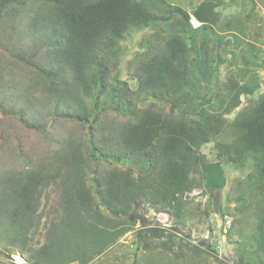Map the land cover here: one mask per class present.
<instances>
[{
	"label": "trees",
	"instance_id": "16d2710c",
	"mask_svg": "<svg viewBox=\"0 0 264 264\" xmlns=\"http://www.w3.org/2000/svg\"><path fill=\"white\" fill-rule=\"evenodd\" d=\"M214 1L187 12L165 0H0V126L8 132L0 257L87 264L134 228L133 205L145 201L179 219L184 194L197 187L221 212L227 166L245 174L242 205L250 201L257 214L249 237L254 250L240 251L237 264H264V93L236 111L240 96L259 87L246 66L228 79L225 96L211 92L223 61L214 40L229 46L235 32L233 44H242L240 29L222 20ZM146 29L154 32L127 62L124 80L121 43ZM245 53L255 56L252 48ZM159 103H172L170 111ZM15 127L39 136L43 151L29 152L22 136L11 139ZM208 143L213 160L201 154ZM54 187L57 213L42 224L40 209ZM143 230L135 233L143 264H192L208 256L196 246L184 252L183 239L174 250L175 234L155 243L161 229ZM152 251L173 258L159 263Z\"/></svg>",
	"mask_w": 264,
	"mask_h": 264
},
{
	"label": "rangeland",
	"instance_id": "374dc122",
	"mask_svg": "<svg viewBox=\"0 0 264 264\" xmlns=\"http://www.w3.org/2000/svg\"><path fill=\"white\" fill-rule=\"evenodd\" d=\"M165 1L190 12L205 0ZM214 3L221 4L220 15L222 20L232 23L234 24V28L240 29L236 34V38H238L236 41L242 42V44L238 48L233 44L235 32H233L231 37H228L231 40L229 46L223 43L226 39L220 43H218V40H214V45L218 48L216 55H218L219 60L223 61L217 66L215 81L211 79L210 84L205 83L204 86L209 89L211 83L214 81L211 85V92L219 90L225 96L227 94L225 84L228 79L239 74V70L246 66L249 71L253 72L252 75L256 76L259 87L253 94L241 95L239 99L241 100L240 105L236 109V111H240L250 104L257 102L259 96L264 93L262 86V90H260V84L264 85V0H215ZM191 23L193 27L199 25L193 18H191ZM235 23L237 27H235ZM223 24L219 25L220 28L226 29L228 25L226 23ZM152 32L154 31L146 29L142 32L132 33L125 42L121 43V46L126 48L120 62L122 79L126 80L128 78L125 67L127 62L141 49V40L146 39V36ZM160 37L162 36H158L157 38ZM163 40L159 42L163 43ZM248 48H252V51H254V58L245 53V49L247 50ZM229 52L235 53V58H230ZM229 60L232 62V65L227 64ZM129 84L131 87H134L132 83ZM206 96H209V93ZM158 106L166 111H170L172 103L168 105L159 103ZM232 118L233 115H230L226 119L230 121ZM13 131L16 134L11 139H20L22 136L25 144L28 146L29 152L33 153L36 151V153H39L43 151L44 148L40 149L39 147L40 143H42L39 136L32 132L21 130L18 127H15ZM62 131L64 133L67 132L68 128H63ZM7 135L8 132L3 133L0 126V167L7 163V161L3 162L2 159L5 158V155L1 153ZM201 154L208 160H213L215 152L212 143L206 144L201 149ZM14 161L17 163L16 160ZM110 164L114 166L115 163L110 161ZM118 166L124 167L120 163ZM224 172L226 177L225 186L218 198L222 208L221 212L214 206L210 193L199 187L184 194L183 199L185 198L186 204H183L182 218L179 219H173L167 214L157 212L152 205L141 201L133 205L130 211V215L132 214L133 219H135L133 223L134 228L119 236L103 252L93 256L87 264H143L145 253L142 247H139L137 234H135L136 231L143 228L144 230L141 233L145 234L148 232L146 229H161L163 237L159 238L160 240L155 238V243L165 242V238L168 235L175 234L177 237L174 239L175 241L173 240L174 244L171 245L170 243V247L173 246L174 250L177 243L183 239V243L186 245V248L183 249L184 252L188 251L190 245L199 247V249L208 254V256H204L199 260L194 258L195 260L192 261V264H237L240 251L252 252L254 250L249 237L255 228L257 214L255 205L250 201L246 200L248 205H244L245 207L242 205L245 204L241 199L244 195L242 192V181L245 174L241 170H233L227 166H224ZM55 190V187L49 190L50 199L45 200L41 206L40 210L43 214L42 224L44 220L48 222L57 213L55 212ZM43 232L39 234V237H36L40 244L46 239V234ZM149 254L152 255L153 261L159 263L173 258V254L170 252H164L165 257L163 258L158 251H152ZM2 260L6 263L11 261L15 264H25L26 262V259L19 256V254H13L9 259L0 257V261ZM184 263L187 264L186 262ZM71 264L79 263L75 262ZM178 264H181V261H178Z\"/></svg>",
	"mask_w": 264,
	"mask_h": 264
},
{
	"label": "built area",
	"instance_id": "2783aa9c",
	"mask_svg": "<svg viewBox=\"0 0 264 264\" xmlns=\"http://www.w3.org/2000/svg\"><path fill=\"white\" fill-rule=\"evenodd\" d=\"M261 86L264 88V85L263 84H260V90H262Z\"/></svg>",
	"mask_w": 264,
	"mask_h": 264
},
{
	"label": "clouds",
	"instance_id": "9594fccd",
	"mask_svg": "<svg viewBox=\"0 0 264 264\" xmlns=\"http://www.w3.org/2000/svg\"><path fill=\"white\" fill-rule=\"evenodd\" d=\"M241 97V96H240ZM241 101V100H240Z\"/></svg>",
	"mask_w": 264,
	"mask_h": 264
}]
</instances>
